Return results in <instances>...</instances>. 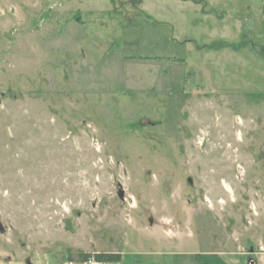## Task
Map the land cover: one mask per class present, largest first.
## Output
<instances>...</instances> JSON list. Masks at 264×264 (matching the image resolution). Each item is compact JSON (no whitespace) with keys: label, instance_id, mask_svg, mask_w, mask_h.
<instances>
[{"label":"rangeland","instance_id":"obj_1","mask_svg":"<svg viewBox=\"0 0 264 264\" xmlns=\"http://www.w3.org/2000/svg\"><path fill=\"white\" fill-rule=\"evenodd\" d=\"M0 264H264V0H0Z\"/></svg>","mask_w":264,"mask_h":264},{"label":"trees","instance_id":"obj_2","mask_svg":"<svg viewBox=\"0 0 264 264\" xmlns=\"http://www.w3.org/2000/svg\"><path fill=\"white\" fill-rule=\"evenodd\" d=\"M81 256L83 261H87L89 258H91L90 255H87V254H82ZM94 258L97 260V261H100V262H106V263H110V262H115V263H118L121 261V255L120 254H117V253H99V254H96L94 256Z\"/></svg>","mask_w":264,"mask_h":264},{"label":"built area","instance_id":"obj_3","mask_svg":"<svg viewBox=\"0 0 264 264\" xmlns=\"http://www.w3.org/2000/svg\"><path fill=\"white\" fill-rule=\"evenodd\" d=\"M85 264H103V263L100 261H97L94 257H91L85 262Z\"/></svg>","mask_w":264,"mask_h":264},{"label":"water","instance_id":"obj_4","mask_svg":"<svg viewBox=\"0 0 264 264\" xmlns=\"http://www.w3.org/2000/svg\"><path fill=\"white\" fill-rule=\"evenodd\" d=\"M0 231H3L2 226H1V223H0Z\"/></svg>","mask_w":264,"mask_h":264}]
</instances>
